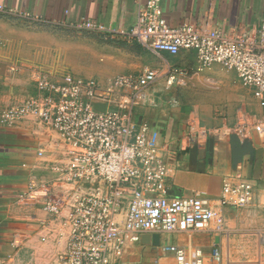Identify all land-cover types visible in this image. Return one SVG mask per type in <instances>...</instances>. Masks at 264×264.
<instances>
[{
	"label": "crops",
	"instance_id": "obj_1",
	"mask_svg": "<svg viewBox=\"0 0 264 264\" xmlns=\"http://www.w3.org/2000/svg\"><path fill=\"white\" fill-rule=\"evenodd\" d=\"M161 10L171 27L196 25L211 11L215 23L230 31L239 25L258 22L264 15V0H161ZM136 19L135 0H0V114L9 107L20 106L34 93L33 69L19 56L27 45L23 37L35 34L32 25L73 29L86 20L102 24L109 33L99 35L126 45L127 53L121 58L128 65L114 71L121 74L105 77L104 82L116 75L137 77L147 69L153 70L148 68L147 60L156 59L153 68L157 79L147 92L146 105L138 111V120L146 122L158 134L167 165L165 186L169 195L203 198L215 207L224 182H241L250 187L253 196L246 211L264 214V139L260 130H254L264 122V109L232 72L234 87L240 92L236 100L238 108L221 106L216 112L209 110L204 115L198 109L190 112L186 103L177 98L179 76L170 86L167 78L178 68L176 57L191 52L176 56L149 52L125 37ZM218 69L224 70L214 65L204 73ZM43 72L56 80L65 75ZM168 90L169 98L165 95ZM238 116L242 123L246 119L255 125L247 136L226 137L218 133L220 129L210 139L187 137L189 121L223 124ZM58 142L59 135L34 116H26L10 128L0 126V264H61L59 256L68 241V223L57 215V208L49 201L24 202L40 189L57 199L67 197L66 194L75 199L83 195L85 188L92 187L80 184L78 191L72 193L62 186L58 177L67 160ZM97 186L104 190L101 184ZM125 209L126 201L116 217L118 222L122 221ZM221 211L223 215L241 212L231 207ZM18 232L26 235L20 246L15 242ZM226 240L225 234H216L214 230L151 232L139 243L127 244L122 255L111 257L110 264H176L170 247L184 251L186 264H192L196 252L207 258L214 244L223 255Z\"/></svg>",
	"mask_w": 264,
	"mask_h": 264
},
{
	"label": "built area",
	"instance_id": "obj_2",
	"mask_svg": "<svg viewBox=\"0 0 264 264\" xmlns=\"http://www.w3.org/2000/svg\"><path fill=\"white\" fill-rule=\"evenodd\" d=\"M135 4L137 19L126 38L154 54L194 52V70L199 73L214 65L234 72L264 109V15L255 24L230 31L215 23L211 11L196 25L171 27L163 19L161 0H135ZM78 29L109 33L104 25L88 20ZM182 72L174 69L167 84L172 85ZM156 79L155 70L137 77L116 75L105 82L70 74L56 80L32 71L34 93L20 106L1 112L3 128L34 116L59 135L57 144L67 164L58 180L67 191L77 192L80 184L92 186L75 199L69 195L57 201L50 198L57 215L69 226L61 264H110L111 257L122 255L127 244H137L151 232L219 231L222 208L252 203L250 187L241 182H224L215 207L203 198L169 195L158 134L138 120V111L146 105L147 92ZM261 126L264 139V122ZM254 127L245 119L242 134L247 136ZM124 201L126 209L118 222ZM169 250L176 264H186L184 251ZM220 260V251L213 248L207 258L196 252L192 264H220Z\"/></svg>",
	"mask_w": 264,
	"mask_h": 264
},
{
	"label": "rangeland",
	"instance_id": "obj_3",
	"mask_svg": "<svg viewBox=\"0 0 264 264\" xmlns=\"http://www.w3.org/2000/svg\"><path fill=\"white\" fill-rule=\"evenodd\" d=\"M31 28L35 34L23 37L27 45L19 52V56L31 66L33 71H46L58 75L70 74L104 82L105 77L121 74L114 71L128 66L121 58L127 53L126 45L113 43L97 33L78 28L65 29L39 24H34ZM176 58V66L183 70L182 74L178 75L179 82L176 84L177 98L182 103H186L190 112L198 109V112L204 115L209 110L212 113L216 112V109L221 106L238 108L236 100L240 92L234 87L235 77L232 72L221 69L215 72H196L194 70L196 57L192 52L181 53ZM155 62V58L151 60L148 58V68L155 70L153 68ZM142 63H145L143 59ZM221 75H231L232 78L221 79L219 78ZM165 95L169 98V90ZM187 124V137L193 139L214 138V131L220 129L222 131L218 133L226 137L242 134V121L239 116L223 124L217 121L207 123L200 120L189 121ZM260 127L262 126H256L254 130L261 131ZM33 195L28 196L33 200L29 201L26 198L24 202L32 201L41 204L42 201H52L50 198L56 200L44 189H40ZM234 209L241 212L223 215L221 211L218 222H221L222 227L219 231L214 230L216 234H225L227 238L226 248L221 255L222 264H264V214L246 211L247 206ZM257 221L258 224H256ZM15 236L17 246L26 239V235L21 232ZM215 246L217 247V244H214L212 249Z\"/></svg>",
	"mask_w": 264,
	"mask_h": 264
}]
</instances>
